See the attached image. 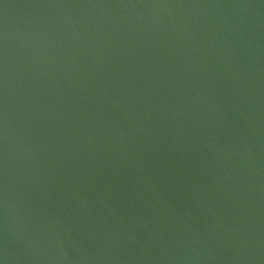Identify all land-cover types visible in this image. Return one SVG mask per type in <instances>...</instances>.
Listing matches in <instances>:
<instances>
[{"label":"water","instance_id":"water-1","mask_svg":"<svg viewBox=\"0 0 264 264\" xmlns=\"http://www.w3.org/2000/svg\"><path fill=\"white\" fill-rule=\"evenodd\" d=\"M0 264H264V0H0Z\"/></svg>","mask_w":264,"mask_h":264}]
</instances>
